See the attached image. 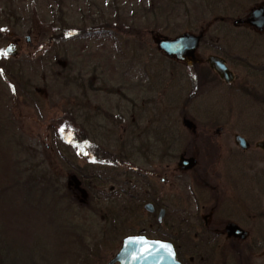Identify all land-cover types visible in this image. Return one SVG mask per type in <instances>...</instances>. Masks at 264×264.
Masks as SVG:
<instances>
[{"label":"rangeland","instance_id":"obj_1","mask_svg":"<svg viewBox=\"0 0 264 264\" xmlns=\"http://www.w3.org/2000/svg\"><path fill=\"white\" fill-rule=\"evenodd\" d=\"M263 2L0 0V60L7 41L19 39L20 50L11 60L20 61L21 81H29L31 94L35 95L32 89L36 87L47 92V97L36 101V96H31L25 102L15 96L12 84L8 86L0 74V187L11 182L13 159L22 165L31 159L35 170L50 173L60 190L72 180L70 164L111 176L114 182L87 180L90 198L86 202L83 195L81 202L86 205L74 208L84 226L88 253L79 264H106L120 239L142 229L147 219L141 210L142 200L130 202L123 195L111 196L109 188L118 183L142 198L147 170L153 172L148 181L155 189L161 176L157 171L164 162L155 158L145 165L136 154L115 159V163L100 162L84 155L86 148L77 135L80 104L99 106L100 114L88 123L99 136L92 143L108 151L117 150L114 139L124 125L113 123L115 103L122 112L128 104L133 125L138 128L157 127L165 136L176 128L181 141L190 135L181 123L182 114L196 125V134L215 135V127L220 126L221 140L226 136L232 150H238L231 139L233 134H240L251 144L264 139V103H259L264 96L260 89L264 87V73H255L257 66L264 68V29L257 32L245 24H232L234 18H243ZM201 28L194 65L171 60L155 47L159 37L197 33ZM208 54L225 58L235 75L233 81L224 83L217 77L204 61ZM48 94L51 101L55 100L54 109H49ZM65 100L66 115L72 122L62 124L59 116ZM124 119L128 122L129 116ZM207 122L211 123L208 131L204 127ZM179 150L177 145L175 151ZM248 151L259 152L255 148ZM175 161L176 157L170 167ZM64 214L55 216L54 225L62 223ZM41 223L42 217L29 225L41 233ZM59 229L52 227L50 232L54 233L46 232L49 241L60 236L65 239V233L71 235L69 229ZM55 242L51 244L58 249Z\"/></svg>","mask_w":264,"mask_h":264},{"label":"flooded vegetation","instance_id":"obj_2","mask_svg":"<svg viewBox=\"0 0 264 264\" xmlns=\"http://www.w3.org/2000/svg\"><path fill=\"white\" fill-rule=\"evenodd\" d=\"M263 29L264 27L261 30L254 28L257 32ZM25 40L28 41V36H25ZM9 43H12L13 55L6 53L5 48ZM19 50V39L7 41L2 49L0 74L7 80L8 86L12 84L15 96L19 95L21 100L36 96L35 99L38 101L42 96L47 97L45 89L38 87L32 89L35 95L31 94L29 81H21L20 61L11 60ZM221 58L228 68L225 58ZM60 64L63 66L64 61ZM231 73L233 76L228 82H224L215 74L224 83H230L235 78L234 73L232 71ZM255 73H264V68L257 66ZM260 89L264 92V87ZM48 99L52 100L49 94ZM65 101L63 113L59 116L62 124L69 121L66 115L68 102ZM259 101L264 103V96L259 98ZM54 105L55 100L49 103V109H54ZM90 106L89 103L82 101L76 118L78 139L86 148L84 155L100 162L115 163V159H128L133 154L142 158L145 165L152 164L155 158L159 163L164 162L157 171L161 176L160 184L155 189L148 181L149 175H153V172L147 170L144 176L146 189L142 198L123 189L118 183L116 187L109 188L110 193L118 197L122 194L118 193L119 187L123 189L126 194L122 195L126 201H143L141 210L147 219L145 226L136 233L145 235L148 232L153 236H145L170 242L179 264H264V149L258 145L259 142H264V139L251 144L240 134H233L231 139L238 150L235 148L232 150L227 145L229 140L226 136L223 141L221 140L223 137L219 135L220 126L215 127V135L196 134V125L182 114L181 123L190 131V135H185L181 141L176 128L174 130L172 128L166 136L163 129L157 127L138 128L133 125V114L128 104L122 112L115 103L113 123L120 122L119 124L124 125L114 139L117 152L108 151L107 148H100L92 143L99 136L93 133L95 127L91 129L89 123L91 118L100 114V110L98 105L91 108ZM126 115L129 116L128 122L124 119ZM184 120H189L191 126H186ZM210 124L207 122L204 125L208 128L207 131ZM98 128L100 129L99 126ZM236 135L243 139V147L235 141ZM137 140L138 145L134 146ZM177 145L180 147L178 152L175 151ZM249 148L257 149L260 155L255 151H248ZM245 154L250 156H244ZM175 157L176 161L170 167V162ZM180 157L192 158V165L178 166ZM229 163L230 166H227ZM231 164L236 166V169L232 168ZM146 203L151 205V209L143 208ZM160 210L162 215L158 221Z\"/></svg>","mask_w":264,"mask_h":264},{"label":"trees","instance_id":"obj_3","mask_svg":"<svg viewBox=\"0 0 264 264\" xmlns=\"http://www.w3.org/2000/svg\"><path fill=\"white\" fill-rule=\"evenodd\" d=\"M21 163L17 159L11 161V182L0 187V264H79L81 257L88 253L86 233L81 228L84 226L74 208L86 205L81 202L83 195L86 202L90 198L87 180L114 182L113 178L103 172L90 173L82 166L70 164L72 180L60 190L50 173L35 170L31 159L26 165ZM123 189L119 187L118 193L125 195ZM122 210L125 209L122 207ZM63 213L62 223L54 225L55 216ZM41 217L40 233L29 223ZM52 227L60 228L59 231L69 229L71 235L65 233V239L60 236L49 241L46 232L54 233L50 232ZM55 240L58 241V249L51 244L57 243ZM24 254L25 258H22Z\"/></svg>","mask_w":264,"mask_h":264},{"label":"water","instance_id":"obj_4","mask_svg":"<svg viewBox=\"0 0 264 264\" xmlns=\"http://www.w3.org/2000/svg\"><path fill=\"white\" fill-rule=\"evenodd\" d=\"M245 23L256 30L264 27V3L252 7L245 17L234 18L232 24ZM202 37V31L197 33L182 32L173 37H159L155 39V47L165 56L175 61L192 63L195 60V50ZM6 53L13 55L12 43L6 46ZM208 66L224 81L228 82L232 78L231 71L226 67L224 60L214 54H209L205 58ZM184 124L191 126L189 120H184ZM235 141L243 147V139L236 135ZM258 145L264 149V142ZM192 158L180 157L178 166L189 167L192 165ZM144 209H151V205L146 203ZM161 210L158 214L160 221ZM179 264L175 259L173 246L170 242L147 237L143 234H126L120 239L119 246L113 256L106 264Z\"/></svg>","mask_w":264,"mask_h":264}]
</instances>
